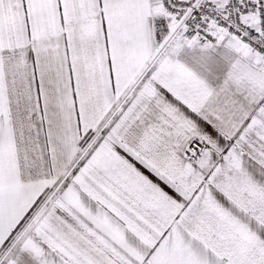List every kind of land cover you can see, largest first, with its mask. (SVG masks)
<instances>
[{
	"label": "snow or ice",
	"instance_id": "obj_1",
	"mask_svg": "<svg viewBox=\"0 0 264 264\" xmlns=\"http://www.w3.org/2000/svg\"><path fill=\"white\" fill-rule=\"evenodd\" d=\"M0 264H264V0H0Z\"/></svg>",
	"mask_w": 264,
	"mask_h": 264
}]
</instances>
